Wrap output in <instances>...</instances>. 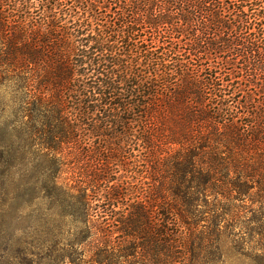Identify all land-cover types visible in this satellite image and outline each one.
Wrapping results in <instances>:
<instances>
[{"label": "trees", "instance_id": "1", "mask_svg": "<svg viewBox=\"0 0 264 264\" xmlns=\"http://www.w3.org/2000/svg\"><path fill=\"white\" fill-rule=\"evenodd\" d=\"M0 94L87 264L264 263V0H0Z\"/></svg>", "mask_w": 264, "mask_h": 264}, {"label": "rangeland", "instance_id": "2", "mask_svg": "<svg viewBox=\"0 0 264 264\" xmlns=\"http://www.w3.org/2000/svg\"><path fill=\"white\" fill-rule=\"evenodd\" d=\"M9 97L0 94L2 125L9 122ZM57 158L65 162L59 171L54 155L32 154L15 135L0 138V264H87L92 257L91 246L76 247V204L65 194L86 173L76 168V152ZM260 255L233 254L229 264H264Z\"/></svg>", "mask_w": 264, "mask_h": 264}]
</instances>
